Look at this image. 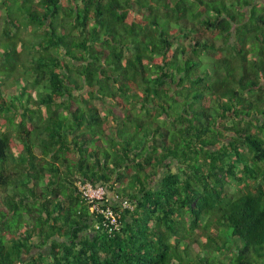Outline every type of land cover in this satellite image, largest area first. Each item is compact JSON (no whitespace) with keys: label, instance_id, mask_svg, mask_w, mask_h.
Segmentation results:
<instances>
[{"label":"trees","instance_id":"16d2710c","mask_svg":"<svg viewBox=\"0 0 264 264\" xmlns=\"http://www.w3.org/2000/svg\"><path fill=\"white\" fill-rule=\"evenodd\" d=\"M0 264H264V0H0Z\"/></svg>","mask_w":264,"mask_h":264},{"label":"built area","instance_id":"2783aa9c","mask_svg":"<svg viewBox=\"0 0 264 264\" xmlns=\"http://www.w3.org/2000/svg\"><path fill=\"white\" fill-rule=\"evenodd\" d=\"M80 190H82L84 196L91 202H94L92 207L93 210L98 211L106 216L107 219H111V223L114 225H119L117 220V215L111 205H105L108 195L107 188L104 185L94 186L92 183L88 182L80 185ZM118 198V197H117ZM122 207H133L128 199H120Z\"/></svg>","mask_w":264,"mask_h":264},{"label":"rangeland","instance_id":"374dc122","mask_svg":"<svg viewBox=\"0 0 264 264\" xmlns=\"http://www.w3.org/2000/svg\"><path fill=\"white\" fill-rule=\"evenodd\" d=\"M159 176H160V175H159ZM159 176H158V178H159ZM155 183H156V181H154V184H155ZM109 194H110V195H114V192L110 191ZM37 251L40 252V250L36 249V250H35V253H36ZM26 257H27V256H26ZM220 258L223 259L224 262H227L226 259H225L226 257L223 256V254L220 255Z\"/></svg>","mask_w":264,"mask_h":264},{"label":"clouds","instance_id":"9594fccd","mask_svg":"<svg viewBox=\"0 0 264 264\" xmlns=\"http://www.w3.org/2000/svg\"><path fill=\"white\" fill-rule=\"evenodd\" d=\"M107 192H108V190H107ZM109 194V193H108Z\"/></svg>","mask_w":264,"mask_h":264}]
</instances>
